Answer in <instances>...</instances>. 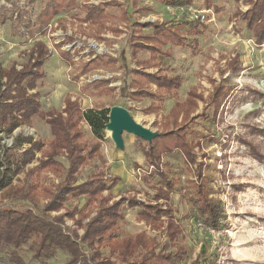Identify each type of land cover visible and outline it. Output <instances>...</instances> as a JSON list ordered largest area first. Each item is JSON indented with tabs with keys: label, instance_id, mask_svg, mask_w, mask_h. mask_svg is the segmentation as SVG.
<instances>
[{
	"label": "trees",
	"instance_id": "16d2710c",
	"mask_svg": "<svg viewBox=\"0 0 264 264\" xmlns=\"http://www.w3.org/2000/svg\"><path fill=\"white\" fill-rule=\"evenodd\" d=\"M56 1L48 0L39 14L44 30L60 13ZM152 1L170 7L192 2ZM238 1L250 5V8L246 11L238 8L234 19L241 21L252 33L257 46L264 45V0ZM213 2L204 0L207 9H212ZM132 3L136 8L139 0H132ZM82 8L84 20L93 25L102 26L110 18L101 5L84 4ZM136 11L150 12L151 8L142 7ZM122 13L128 19V10L123 8ZM186 25L189 28L183 31L168 21H131L129 47L135 68H128L125 57L101 55L92 50L90 59L82 60L78 77L100 69L113 71L122 61L121 67L132 77L120 89V97L137 103L150 99L149 106L141 111L146 115L158 114L164 102L176 97L181 87L180 79L170 75L160 57L172 58V48L178 46L187 47L194 53L199 51L198 37L203 29L199 22ZM58 47L60 57L73 64L70 52ZM141 52L148 53V57L142 58ZM24 53L28 59L21 65L14 62L10 67H4L0 63V135L13 138L11 147L5 145L0 150V263L5 255L12 264H27L21 256V249L34 240L33 257L41 262L64 251L71 257L68 264H182L187 255L181 244L183 228L175 219L172 207L160 202H169L175 183L161 170L160 163L165 155L176 152L183 155L196 178L191 182L190 201L204 225L219 230L225 210L213 202L208 193L203 163L199 162L195 152L200 147L195 140L199 134L191 130V126L200 118L209 119L210 108L213 109V118H217L230 92L225 80H211L214 89L208 98L192 88L184 102L175 101L168 115L160 121L157 116L153 125L162 127V131L143 148L147 164L156 168L163 183L155 188L154 200L141 202L138 193L121 194L116 199L113 190L122 178L103 168L107 163L102 152L103 132L109 122L110 109L84 110L80 97L73 98L72 95L66 96L62 110L45 108L41 102L42 92L37 89L46 78L44 66L52 52L39 40ZM240 64V56L236 55L227 69L236 72ZM151 69L156 72L149 71ZM112 81L113 78L95 80L86 84L82 91L88 96L101 97L115 91ZM199 101L204 103L201 113H197ZM34 120L49 127L52 139L43 140L22 133L14 135ZM84 123L91 128L92 138L88 136ZM2 140L0 136V143ZM88 166H92L94 172L81 180V171ZM21 173L24 178L17 180ZM47 175L53 180L42 177ZM80 198H86L82 208H66L68 201ZM131 208H139V222H144L152 231L165 232V241H160L157 236L151 237L147 231L125 234L122 223L127 216L126 210ZM68 220L73 222L72 226Z\"/></svg>",
	"mask_w": 264,
	"mask_h": 264
},
{
	"label": "rangeland",
	"instance_id": "374dc122",
	"mask_svg": "<svg viewBox=\"0 0 264 264\" xmlns=\"http://www.w3.org/2000/svg\"><path fill=\"white\" fill-rule=\"evenodd\" d=\"M191 1L185 6L170 7L151 0H139L136 8L150 7L151 12L138 13L132 0H57L60 13L44 30L39 14L48 0H0V63L5 67L14 62L19 65L25 63L28 58L24 52L33 47L36 39L44 40L53 55L46 66L47 77L42 82L45 108H54L50 107L53 103L61 108L64 95L76 93L85 110L111 109L114 106L126 108L137 122L153 133L162 131V127L153 125L157 116L160 121L168 115L174 102H184L192 88L208 98L214 89L211 80H225L230 92L217 118H213V109L210 108L209 119L200 118L191 126V130L199 134L195 140L200 147L195 152L199 162L203 163L208 193L213 202L225 210L222 227L219 230L207 228L198 217L190 201L191 182L196 178L179 152L165 155L160 163L161 170L175 183L169 202H160L172 207L175 219L183 228L181 244L185 246L187 255L182 264H264V46H257L243 23L234 19L236 10L242 7L240 1L213 0L212 9L206 8L204 0ZM84 4L101 5L110 18L102 26L82 24ZM123 8L129 12L128 19L123 17ZM200 14L206 16V21L199 22L203 29L198 37L199 51L194 53L187 47L179 46L172 49V58L160 57L170 75L180 79L181 87L176 97L164 102L158 114L147 117L140 114L150 100L134 103L120 97L118 88L124 86L128 76V70L118 68L123 66L122 61L113 71L102 70L87 77H78L80 62L87 60L92 50L97 54L113 56L117 53L126 58V65L131 68L128 34L131 21H168L185 31L189 28L186 24L197 22L194 16ZM70 36H74L72 41L68 40ZM60 44L65 49L76 48L73 64L61 59ZM236 55L240 56L241 64L234 72L227 68ZM140 56L146 58L148 53L141 52ZM94 76H118L121 80L111 84L114 88L118 86L113 93L101 97L88 96L82 90L87 83L99 80ZM203 108L204 103L199 101L197 113H201ZM84 126L92 138L91 128L88 129L87 123ZM16 133L43 140H49L50 135L47 125L40 120H34L30 126L18 129ZM103 133L107 157L114 161L116 154H126L128 175L124 176V181L122 179L124 184L119 185L121 190L117 188L114 193H138L137 198L141 201H153L155 188L163 186V183L156 168L152 165L150 171L149 165L143 163V148L148 141L125 132V145L119 148L112 140L107 125ZM11 138L6 139L12 142ZM111 152L115 153L114 156ZM103 168L111 174L107 165ZM93 172L92 166L84 168L81 180ZM42 177L53 180L49 175ZM23 178L24 173H21L17 180ZM85 203L86 198L73 199L66 203V208H82ZM137 212L139 208L126 210L122 231L125 234L147 231L151 237L157 236L160 241H165V232L152 231L145 223L134 219ZM67 222L73 225L72 221ZM80 233L83 231L80 230ZM34 244L32 240L21 249V256L27 264H68L71 260L67 252L59 251L53 259L38 261L31 250ZM0 264L12 263L4 255Z\"/></svg>",
	"mask_w": 264,
	"mask_h": 264
},
{
	"label": "crops",
	"instance_id": "0c3cea01",
	"mask_svg": "<svg viewBox=\"0 0 264 264\" xmlns=\"http://www.w3.org/2000/svg\"><path fill=\"white\" fill-rule=\"evenodd\" d=\"M152 1V0H151ZM155 2V1H154ZM241 4H242V7H240V9H242L243 11H246V10H248L249 8H250V5H245V4H243L242 2H241ZM87 5H91V4H87ZM94 5V4H93ZM244 7V8H243ZM138 12V11H137ZM151 12V11H150ZM138 13H140V12H138ZM237 20V19H236ZM133 21H138V22H160V21H141V20H133ZM161 22H164V21H161ZM82 24H84V25H88V26H96V25H93L91 22H88V21H85L84 20V18H83V20H82V22H81ZM172 24V23H171ZM244 25V24H243ZM245 27V26H244ZM129 32H128V34H130V26H129V30H128ZM247 31V30H246ZM146 32H150L149 30H147ZM120 33H122L121 31H120ZM250 33V32H249ZM251 35H252V33H251ZM71 37H74V36H70V37H68V40L69 41H72V38ZM252 37H253V35H252ZM253 40H254V37H253ZM37 41H39V39L37 40L36 39V41L35 42H37ZM40 41H43L47 46H48V44L44 41V40H40ZM35 42H34V44H35ZM255 43V42H254ZM58 46H61L60 48H61V50H63V51H69L70 52V54L72 55V57H73V59H74V55H75V52L77 51L76 50V48H74L73 50H70V49H68V48H63V45L62 44H60V45H58ZM262 46H264V45H262ZM49 47V46H48ZM179 47V46H178ZM59 48V47H58ZM174 48V47H173ZM172 48V49H173ZM49 49H50V47H49ZM65 49V50H64ZM50 51H51V49H50ZM52 52V51H51ZM74 52V53H73ZM60 54V53H59ZM91 55V54H90ZM90 55H89V58L87 59V60H89L90 59ZM102 55V54H101ZM108 55H111V56H113L112 54H108ZM52 57H53V55L50 57V59L47 61V63L45 64V66H44V70H45V72H46V77H47V70H46V66H47V64H48V62L52 59ZM114 57H116V58H121V55L119 56L117 53H115L114 54ZM147 58V57H146ZM145 58V59H146ZM62 59V58H61ZM63 60V59H62ZM87 60H83V61H87ZM130 61H131V54H130ZM74 62V61H73ZM82 62V61H81ZM81 62H80V64H81ZM80 64H79V66H80ZM131 64H132V66H131V68H135V65L132 63V61H131ZM118 65H119V63H118ZM5 67V66H4ZM18 68H21V66H18ZM118 68H120L121 70L123 69L121 66L120 67H118ZM102 70H104V71H106V69H100V70H98V71H94V72H91V73H89V74H87V75H84L85 77H87V76H89L90 74H93V73H96V72H100V71H102ZM149 71H151V72H156V69H151V70H149ZM84 76H81V77H84ZM109 76V75H108ZM108 76H106L107 78H102L101 76H100V78H99V80H101V79H108L109 77ZM131 77H132V75H128V76H126L125 77V81H127V82H130V80H131ZM113 78V81H112V83L113 82H116V81H118V80H121L118 76H114V77H112ZM44 81V80H43ZM111 83V84H112ZM88 84V83H87ZM117 85H121V83H117ZM123 85V84H122ZM121 85V86H122ZM124 85H125V82H124ZM115 87H117L118 88V86H115ZM123 87V86H122ZM122 87H119L118 89L120 90ZM116 88V89H117ZM152 88L153 89H156V87L154 86V85H152ZM43 89V87H42V84L39 86V88L37 89V90H39V91H43L42 90ZM37 90H35V91H37ZM42 95H43V93H42ZM67 95H72L73 96V98H75V97H79V96H77L76 95V93H75V95H73V94H71V93H67V94H65L64 96V98H63V101H62V103H61V108H59L58 107V105H56L55 103H53V104H50V105H53V106H50V107H54V108H57V109H59V110H62L63 108H64V100H65V98H66V96ZM53 97V96H52ZM81 99V98H80ZM146 101L147 100H150V99H145ZM41 102H42V104H43V97L41 98ZM131 102V101H130ZM143 102V101H142ZM142 102H140V103H142ZM182 102V101H181ZM134 103H137V102H134ZM150 103H151V100H150ZM149 103V104H150ZM175 103V102H174ZM149 104H148V106H149ZM174 105V104H173ZM173 107V106H172ZM146 108V107H145ZM97 109H99V110H101V109H103V108H97ZM85 110V109H84ZM142 112V111H141ZM140 114H142L143 115V117H147L148 115H146V114H144L143 112L142 113H140ZM84 125H85V123H84ZM24 127H26V126H24ZM48 127V126H47ZM87 127H88V129H90V127L88 126V124H87ZM23 128V127H22ZM84 128H85V126H84ZM21 129V128H20ZM48 131H49V134H50V129H49V127H48ZM25 135H27V134H25ZM123 138H124V135H123ZM50 139H52V137H51V134L49 135V140ZM125 141V140H124ZM104 141H102V152H103V154H104V157H105V159L107 160V163H106V165H107V167H108V169H110V172H111V174L112 175H117V176H120V177H122V179H123V181L125 180V175H128V171H127V169H126V166H127V164H126V162H125V158H126V154L124 153V152H122L121 154H116V156L114 157V161H112V159L111 158H109V157H107L106 156V154H105V152H104V150H105V147H104ZM108 151H111V149H109ZM111 154H113V156H114V152H111ZM143 163H147V161H146V157H145V154H144V152H143ZM151 167H153L152 165H149V168H148V170H150L151 169ZM150 171H152V169L150 170ZM123 181L121 182V183H119V185H121V184H124L123 183ZM117 186L115 189H119V190H121V188H119L120 186ZM114 189V190H115ZM114 190H113V195L116 197V199H118L119 197H120V195L122 194H119V192H118V194L116 195L115 193H114ZM130 193V192H129ZM138 200H140V199H138ZM141 201V200H140ZM141 202H143V201H141ZM131 209H135V208H131ZM137 215H138V212H137V214L135 215V217H134V219H136V221L137 222H139L138 221V219H137ZM141 223H144V222H141Z\"/></svg>",
	"mask_w": 264,
	"mask_h": 264
},
{
	"label": "water",
	"instance_id": "95a60500",
	"mask_svg": "<svg viewBox=\"0 0 264 264\" xmlns=\"http://www.w3.org/2000/svg\"><path fill=\"white\" fill-rule=\"evenodd\" d=\"M107 129L112 132V140L119 148H123L125 145L123 138L125 132L132 133L148 142H151L157 136V133H153L150 129L137 122L128 109L119 106H114L110 109Z\"/></svg>",
	"mask_w": 264,
	"mask_h": 264
},
{
	"label": "built area",
	"instance_id": "2783aa9c",
	"mask_svg": "<svg viewBox=\"0 0 264 264\" xmlns=\"http://www.w3.org/2000/svg\"><path fill=\"white\" fill-rule=\"evenodd\" d=\"M194 19L197 21V22H202V23H205V19H206V16L200 14V15H195L194 16ZM95 79H99L100 76H94ZM17 132V131H16ZM14 133L15 135H17L18 133ZM0 136L3 137V140L2 142L0 143V150H3L4 149V146L6 145L7 147H11L12 144H13V138H11L12 142H10L9 140H7L4 136V134H1ZM151 169H153V167H151Z\"/></svg>",
	"mask_w": 264,
	"mask_h": 264
},
{
	"label": "bare ground",
	"instance_id": "6f19581e",
	"mask_svg": "<svg viewBox=\"0 0 264 264\" xmlns=\"http://www.w3.org/2000/svg\"><path fill=\"white\" fill-rule=\"evenodd\" d=\"M110 131V130H109ZM109 134H111V136H112V132L110 131V133Z\"/></svg>",
	"mask_w": 264,
	"mask_h": 264
}]
</instances>
